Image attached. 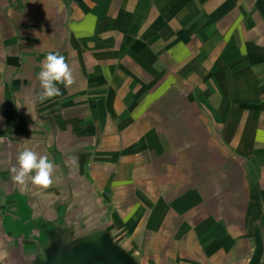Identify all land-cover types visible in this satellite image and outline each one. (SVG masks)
Listing matches in <instances>:
<instances>
[{
  "label": "crops",
  "instance_id": "obj_1",
  "mask_svg": "<svg viewBox=\"0 0 264 264\" xmlns=\"http://www.w3.org/2000/svg\"><path fill=\"white\" fill-rule=\"evenodd\" d=\"M49 52L74 83L36 102ZM25 147L49 188L14 181ZM257 234L264 0H0V264H249Z\"/></svg>",
  "mask_w": 264,
  "mask_h": 264
},
{
  "label": "clouds",
  "instance_id": "obj_2",
  "mask_svg": "<svg viewBox=\"0 0 264 264\" xmlns=\"http://www.w3.org/2000/svg\"><path fill=\"white\" fill-rule=\"evenodd\" d=\"M41 71L37 79L40 91L35 96L36 102H44L47 99L62 95L58 85L69 87L74 83L73 72L66 63L65 57L58 52H49L42 61ZM18 167H13V179L22 188L29 181L32 185L47 189L53 183L52 174L54 163L46 155L23 148L17 157ZM7 256L6 252L0 253V258Z\"/></svg>",
  "mask_w": 264,
  "mask_h": 264
},
{
  "label": "water",
  "instance_id": "obj_3",
  "mask_svg": "<svg viewBox=\"0 0 264 264\" xmlns=\"http://www.w3.org/2000/svg\"><path fill=\"white\" fill-rule=\"evenodd\" d=\"M262 251L259 234L256 235V249L249 264H259ZM54 252V251H53ZM59 251L48 258H40L39 264H131L130 260L119 254L109 244L98 243L90 250L80 252L79 255H69L65 252L62 256Z\"/></svg>",
  "mask_w": 264,
  "mask_h": 264
},
{
  "label": "rangeland",
  "instance_id": "obj_4",
  "mask_svg": "<svg viewBox=\"0 0 264 264\" xmlns=\"http://www.w3.org/2000/svg\"><path fill=\"white\" fill-rule=\"evenodd\" d=\"M259 239L261 241V247H262V251H261L260 259H259V264H264V239H263L262 235H259ZM255 249H256V237H255ZM249 263H250V261H249ZM31 264H39V263H38V261L33 260Z\"/></svg>",
  "mask_w": 264,
  "mask_h": 264
}]
</instances>
